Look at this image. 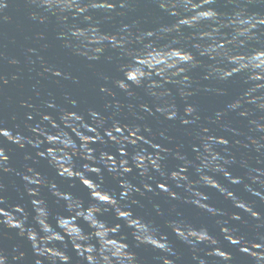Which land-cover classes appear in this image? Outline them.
<instances>
[{
    "label": "clouds",
    "instance_id": "clouds-1",
    "mask_svg": "<svg viewBox=\"0 0 264 264\" xmlns=\"http://www.w3.org/2000/svg\"><path fill=\"white\" fill-rule=\"evenodd\" d=\"M13 2L0 0V23L11 20ZM26 2L36 9L32 21L55 19L57 39L73 56L90 68L112 64L115 74H97L100 108L81 109L65 93L67 107L45 101L50 112L22 101L34 112L23 129L0 118V264H146L141 247L153 251V264H184L177 241L192 264H236L231 249L264 264V0H147L157 13L151 20L137 15L144 0ZM36 58L39 76L80 83ZM0 59L20 63L3 51ZM201 96L224 99L206 113ZM173 131L187 138V150ZM8 145L23 151L22 170ZM5 174L19 178L15 201ZM161 197L171 202L167 211ZM145 201L151 213L139 214ZM179 205L210 217L216 230Z\"/></svg>",
    "mask_w": 264,
    "mask_h": 264
},
{
    "label": "water",
    "instance_id": "water-1",
    "mask_svg": "<svg viewBox=\"0 0 264 264\" xmlns=\"http://www.w3.org/2000/svg\"><path fill=\"white\" fill-rule=\"evenodd\" d=\"M36 9L30 7L26 0H14L12 6L8 10L7 14L11 16V20L8 22L0 23V51L4 52L6 58H15L19 60V64L11 65L7 62V59H0V75H4L9 79L7 85L0 84V118L5 119L9 126L20 125L21 129L24 128L25 114L33 112L32 109L22 107L21 102L27 101L40 108L41 111L50 112L52 110L47 109L45 101L55 99L58 105L67 107V103L64 100L65 93L69 94L73 98L80 101L81 109L89 106L97 108L102 107L105 102V98L98 94L96 87L102 83L98 80V73H114V66L112 64L101 61L95 64L93 67H88L86 61L75 57L72 53L65 49L62 42L57 39L58 25L54 18H49L46 24H40L30 19L29 13ZM140 17H148L150 20L155 18L157 13L148 4L147 0L140 7L137 13ZM166 22V21H165ZM106 30H111L110 25H105ZM44 33V39L38 38V33ZM47 45V47H44ZM36 49V53H28L27 49ZM37 54L44 57L47 64H55L65 70L71 71L73 75L79 77L80 83L73 84L71 81L61 80L60 84H57L56 78L50 77L47 73L43 77L37 73L42 71V66L37 60ZM29 59L35 61V63H29ZM15 74L18 79L13 81L11 76ZM39 81V83H37ZM238 85L229 86V90L232 94L238 91ZM39 90L41 96L37 97L35 92ZM121 99H123L121 97ZM203 109L206 113L210 112L216 107H219L223 103L224 98H217L212 96H201L198 98ZM15 114L17 119L11 120V116ZM34 114V112H33ZM56 113L53 112V115ZM39 120L30 121L35 123ZM153 127H159L154 120H149ZM27 134V133H26ZM170 134L176 137L177 143H184L187 150V138L179 131H173ZM173 146V145H170ZM13 157V164L18 170H22V165L25 163L23 160V151L18 150L13 145H8ZM25 151H31V149H25ZM174 163V162H170ZM40 170L50 177H55V172L49 168L46 162L41 161L38 165ZM237 174H240V170L235 169ZM59 179V178H57ZM3 180L9 185L8 195L13 201L17 198V193L14 191L13 182L15 185H19V178L14 174H5ZM108 186L115 188L114 181L108 180ZM236 190L243 196L247 197V194L242 191V188L237 187ZM213 202L219 207L230 209L228 202L223 201L221 197L215 192H211ZM85 195V192H81ZM162 206L167 211L171 202L165 201L162 197L159 198ZM145 207L143 209H137L139 214L151 213V205L145 201ZM264 208V205H261ZM186 217L192 219L197 223L207 224L213 231L215 226L210 217L199 213L195 208L187 205H179ZM111 219V217H108ZM18 242L15 238L6 243ZM177 243L178 250L182 253L184 264H192L190 259V252L180 242ZM26 246V245H25ZM236 258V264H249L248 258L242 256L240 253L231 249ZM138 255L143 257L146 264H153L152 257L154 255L151 249L139 248L136 250Z\"/></svg>",
    "mask_w": 264,
    "mask_h": 264
}]
</instances>
